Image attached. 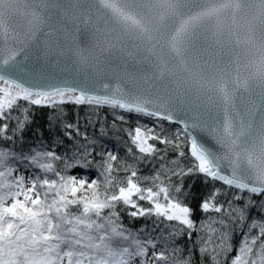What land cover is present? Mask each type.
Instances as JSON below:
<instances>
[{
    "label": "snow or ice",
    "instance_id": "obj_1",
    "mask_svg": "<svg viewBox=\"0 0 264 264\" xmlns=\"http://www.w3.org/2000/svg\"><path fill=\"white\" fill-rule=\"evenodd\" d=\"M65 104L152 125L127 132L131 163L88 144L16 150L32 108L61 119ZM63 131L87 140L78 120ZM189 176L221 184L199 221ZM194 234L211 264H264V0H0V264H192L176 241Z\"/></svg>",
    "mask_w": 264,
    "mask_h": 264
},
{
    "label": "trees",
    "instance_id": "obj_2",
    "mask_svg": "<svg viewBox=\"0 0 264 264\" xmlns=\"http://www.w3.org/2000/svg\"><path fill=\"white\" fill-rule=\"evenodd\" d=\"M62 111L64 115L61 119H57V117L60 116V112H53L51 108H32V123L28 130L24 132L23 138L14 142L16 150L18 152L23 151L27 154L29 149L35 145L36 149L42 147L44 149L56 151L57 154L60 155H72L76 151L77 146L88 144L90 148H94L96 161L100 160V153L112 151L116 153L120 159H126L131 163L133 161L131 160L127 149L133 146L131 145L127 132L138 124L149 127L152 125V121L149 118H140L136 115L124 113L119 110L113 113V110L108 107L93 110L87 105L77 106L74 104H65L62 106ZM120 115L125 117L124 121L116 119V117ZM77 120L79 121L80 132L82 134H87V140H85L82 135L78 136L75 135V133H73L72 139H68L65 136L63 125L65 123H76ZM163 128L166 133H170L174 131L176 127L164 123ZM38 133H42V138L38 137ZM157 147L163 146L158 144ZM133 154L138 155L135 148H133ZM173 156H175V152L169 150L168 159H172ZM182 163L187 165L188 161L184 160ZM158 164V161L138 164L140 175L151 176L154 169L158 167ZM68 174L75 175L77 178L86 177L91 181V179L98 176L99 172L96 167H90L87 169L77 168L74 171L69 170ZM204 181L205 177L203 176H189L183 181V191L186 197L184 202L189 204L195 210L193 219L197 221L204 217V214H202L198 208L201 199L211 191L213 186L217 188L221 187L220 183L213 185L211 181L208 183H205ZM173 182H177L175 178ZM224 192L225 189H222V193ZM218 199L220 201L231 199V195L222 194ZM252 215H256V213L253 212ZM123 220L125 226L132 228L133 230L140 226L137 222L133 221L131 217L124 216ZM239 239L240 236H233V247L236 246ZM176 244L183 249V254L185 256H190L192 264H211L209 259L199 254V240L195 234L191 239H185L183 236H180L177 239ZM185 245H187V247H185ZM171 246L172 245L169 244V247ZM235 254V251L229 253L228 260H230ZM220 260L221 264H225L224 257H221Z\"/></svg>",
    "mask_w": 264,
    "mask_h": 264
},
{
    "label": "water",
    "instance_id": "obj_3",
    "mask_svg": "<svg viewBox=\"0 0 264 264\" xmlns=\"http://www.w3.org/2000/svg\"><path fill=\"white\" fill-rule=\"evenodd\" d=\"M47 79H48V81H50L54 84H61L64 80V77L61 74L57 73L55 70H52L51 74L47 75ZM133 115H136V114H133ZM165 124H168V123L165 122ZM173 126L178 127V125H173Z\"/></svg>",
    "mask_w": 264,
    "mask_h": 264
}]
</instances>
